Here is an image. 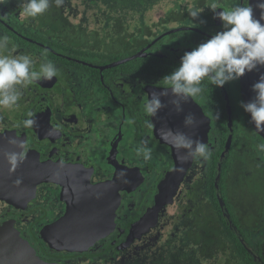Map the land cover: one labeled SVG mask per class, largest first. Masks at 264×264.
<instances>
[{"label": "flooded vegetation", "instance_id": "obj_1", "mask_svg": "<svg viewBox=\"0 0 264 264\" xmlns=\"http://www.w3.org/2000/svg\"><path fill=\"white\" fill-rule=\"evenodd\" d=\"M240 5L249 6L248 0H242ZM232 6L233 4L227 5L225 8L228 10ZM219 7L217 12L221 11ZM204 11V14L200 13V19L204 23L197 27H194L189 15L173 19L167 14L160 25H155L157 30L151 32L153 36L145 46L143 30L130 34L123 33L122 35H129L126 40L130 47L134 48L135 43L138 44L137 48L141 47L131 54L123 50L121 53L124 56L119 58L112 56L120 52L116 47L117 39L109 38L112 31L107 29L102 31L104 27L100 26L90 28L89 24H76L69 21L72 30L82 27L91 38L88 48L76 46L75 50L66 49L65 33L57 35L58 41L52 37H48L47 41L33 40L30 37V30L35 28V25L28 23L10 22V25H6L7 30L0 33L1 35L12 34L8 49L14 55L21 53L30 55L34 61L35 70H39L40 64L49 61L57 68V75L51 80H40L22 88V95L17 105L12 108H3V113L0 115V170L6 169L7 173H11V163L6 158V153H18L22 159H26L17 162L21 165L20 173L46 172L44 175L49 174L55 178L56 182L38 185L35 196L27 201L25 209H18L0 199V222L12 219L25 237L37 240L40 230L63 216L67 211L68 203L80 198L81 194L84 193V202L87 200L92 202L97 198V201L105 206H111L108 201L112 204V192L119 196L115 216L116 226L109 235L96 241L84 252L62 254L63 251L50 250L41 243L38 249L45 260L57 264L111 263L109 259L117 258L118 260L121 256L135 254L149 244L159 242L158 245L161 246V240H168L170 235L174 237L177 234L173 231L176 228L175 223L185 222L184 224H187L192 232L198 222L202 221L203 204L208 198L209 177L214 174L213 183L218 190H221L219 170L230 153L232 145L231 142L223 157L227 142L222 147L223 134L218 131L222 130L220 123L229 126L231 120L233 125V118H235L237 123L248 125L246 112L240 106V102L244 101L240 78L222 87L212 85L207 80L202 82V93L192 99L200 105L201 111L210 121L207 144L212 150L211 158L207 161L193 160L185 178L180 183L174 203L166 205L160 211L156 225L146 231L142 227L137 233L131 235L133 225L155 205L156 196L159 194V184L175 165L171 147L158 137V134L161 137L169 134L168 125L174 110L166 104L165 97H161V100L167 106L158 110L156 117H147L143 109L144 100L148 96L150 99L153 91L159 92L163 89L161 79L165 70L146 73L140 64L145 58L150 57L152 61L155 56L170 57L171 61L180 62V57L185 51H190L217 31H221L222 22L214 20L213 11L205 8ZM168 23H175L173 29H193L175 32L178 34L175 40H169V35H165L155 41L171 30L167 28ZM116 25L118 24H111L109 27L113 28ZM121 26L125 28L126 24ZM161 26L164 28L159 29ZM187 31L194 32L196 35H187L185 33ZM16 36L31 40L35 46L25 44ZM97 36L104 41L105 48H98L91 41L92 37ZM54 45L58 49L54 48ZM104 50H107L111 56ZM47 51L53 54H48ZM140 52L142 56L133 58L130 60L131 63L126 64V61L116 66H109ZM173 61L165 64L171 65ZM150 65H152L151 62ZM175 67L177 66H174L173 70ZM246 114L250 118L249 113ZM26 119L33 120V123L25 126ZM146 120H152L151 127L146 125ZM197 127L199 124H196L195 128ZM259 141L261 142L260 139ZM142 142L152 149L150 160H144L142 156L137 155V149ZM261 143H264L263 139ZM256 146L252 145L251 155H247L250 159L247 163L242 161L241 166L246 167L244 172L250 175V183L257 187V178L264 179L262 176L264 171H259L257 167L260 174L255 173L254 159L261 160L264 164V154ZM260 166L264 169L263 165ZM44 167L48 170L43 169ZM50 168L54 169L50 170ZM210 172H212L211 175ZM139 173L143 178L141 184L137 188L134 186L132 190L124 188H130ZM117 174L119 176L116 181L113 184L108 183ZM7 181L10 183L11 177ZM130 181H133L132 184L128 183ZM105 183L108 184L104 186ZM220 198L221 194L218 195L219 200ZM237 198L240 199L237 196L235 200ZM249 205L258 214L257 222L261 227L248 231L253 237L251 242H247L250 246L248 250L263 261V257L258 255L261 253L264 256V199L257 201L254 198ZM174 209L180 211L175 213ZM221 210L231 230L238 231L229 208L225 206ZM239 210L243 208H235L234 214L238 215ZM226 212L229 213L230 218ZM161 225L164 227L161 228ZM163 236L166 237L162 238ZM96 245L97 248L92 249ZM100 248L105 249L102 251L103 254H93ZM97 257L102 259L99 260Z\"/></svg>", "mask_w": 264, "mask_h": 264}, {"label": "trees", "instance_id": "obj_2", "mask_svg": "<svg viewBox=\"0 0 264 264\" xmlns=\"http://www.w3.org/2000/svg\"><path fill=\"white\" fill-rule=\"evenodd\" d=\"M72 1L73 0H63V3L57 6L55 0H51L49 9L43 15L34 19H25L21 15V4L23 0H8L7 3L0 5V33H3V30H7L6 25L9 22H17L19 24L28 23L30 25H35V28L30 30V37L35 41H47L48 37H52L58 41V36H60L61 33H65V47L67 50H75L76 46L88 48L90 46V34L88 35L87 31L82 27H79L77 30H72L69 25L70 20L65 14V11L74 10ZM164 1L172 3V7L169 9L170 11L168 14L170 18L177 19L179 16H187L188 10L193 7H203L209 10L210 8H208V5L210 3H216L217 7L220 6V8H225L227 5L231 4H233V6L236 5V3L241 4L242 0H82L83 4L86 6V11H89L91 8H104V10L100 11L105 13V24L100 25V27H104L102 31H106V29L112 31L109 38L117 39L116 47L120 52L113 54L112 56L114 58L124 56L122 54L123 50H127V54H131L138 51L141 47L137 48V43L134 44V48L130 47L126 40L129 35H122L123 33L130 34L137 30H143V45L145 46L147 44L153 34L151 33V27L145 22V16L149 11L153 10ZM235 1L236 3H234ZM204 13L205 11L202 14ZM133 14L139 16V20L141 21L139 26L134 25L135 27L123 28L121 25L126 24L125 21L127 18L131 17ZM113 22L118 25L110 28L109 25ZM126 26L130 25L126 24ZM185 33L188 35H196L191 31ZM177 35L176 33L169 35L168 39L175 40ZM16 37L27 45L30 44L35 46L32 44L31 40H25L19 36ZM91 41H93L94 45L98 48H105L104 41L100 39V37H92ZM54 48L58 49L55 45ZM104 51L111 56L107 50ZM10 53L9 49L0 50V54L10 55ZM47 53L53 54L51 51H47ZM149 58H145L140 64L146 73H156L158 70H165L163 75H166L173 70L174 66L179 65V61L174 62L173 60V64L166 65V62H172L170 57L155 56L152 61H150ZM131 62L132 61H127L126 64ZM150 62L152 65H150ZM218 115L220 116V114ZM245 115L248 119L247 126L237 123V120L233 118L231 150L222 168L219 170L221 176V190H218L213 183V179H215L214 174L209 177L210 180L207 187L208 198L203 204L204 209L202 211L204 213L202 215V221L198 222L197 227L192 232L188 225L184 224L185 222L183 224L175 223L177 234L174 237L170 235L167 242L161 245L160 253L154 257L151 264H264V256L261 253L258 255L263 257V261H260L258 257L248 250L250 246L247 244V242H251L253 238L248 231L251 229L257 230L261 227L257 222L258 214L250 208L249 204L253 202L254 198H256L257 201H262L264 199V179L260 177L257 178L256 187V185L250 183V175L244 172L246 171V167L241 166L242 161L247 163L248 159H250L247 155H251L252 145L256 146L260 144L262 139L264 141V138L254 131L255 129H253L250 118H248L246 113ZM220 124L222 130L218 131L223 134L221 136V143L222 147H224L231 133L230 126L227 124L224 125L223 123ZM262 153L264 154V152ZM215 169L218 170L217 166H215ZM211 174L212 172H210V175ZM220 194V200L222 199L224 201L223 206L218 199V195ZM237 196H239L240 199L237 198L235 200ZM225 206L229 208L234 224L238 227V231L236 232L231 230L226 218L223 216L221 209L225 208ZM240 207H242L243 210H239L240 212L238 215L234 214L235 208L239 209ZM151 208L149 209L150 212L148 216L150 218L148 221L154 222V212ZM226 211H228V209H226ZM141 228L142 227H139L133 230L132 235L141 230ZM146 230L147 228H145V231ZM42 249H44V246H42ZM63 253L66 252H62V254ZM57 255L60 254L57 253ZM116 259L117 258L109 259V261L113 263ZM127 264L140 263L139 260L135 259Z\"/></svg>", "mask_w": 264, "mask_h": 264}, {"label": "clouds", "instance_id": "obj_3", "mask_svg": "<svg viewBox=\"0 0 264 264\" xmlns=\"http://www.w3.org/2000/svg\"><path fill=\"white\" fill-rule=\"evenodd\" d=\"M7 2L8 0H0V5ZM50 3L51 0H23L21 15L25 19H34L43 15L49 9ZM55 3L60 6L63 0H55ZM248 5L236 3L228 10L219 7L221 11L218 12L216 3L208 5L214 13V20L222 22V30L217 31L190 51H185L180 57L179 65L162 77L161 86L164 91H153L151 98L149 99L148 96L144 100L143 109L147 117H156L158 110L167 106L162 102V96L171 95L170 103L177 112H180L183 110V103L202 93L203 81L207 80L212 85L222 87L228 82L238 80L246 71L251 72L258 66H264V14L255 15L254 8L250 6V0ZM259 7L264 9V0H260ZM203 11V7H193L188 10L194 27L204 23L200 19V13ZM7 25H10V22ZM9 43L7 36H0V50L8 49ZM12 50H15L14 45ZM56 75L57 68L50 61L40 64L39 70H35L34 61L28 54L13 55L12 52L10 55L0 54V115L3 113V108H12L17 105L22 95V88L40 80H51ZM252 91L255 93L254 97L248 102L241 101L240 106L250 114V122L254 123L255 129L264 133V73H261L257 82L252 85ZM32 123L31 119L24 121L25 126ZM145 123L149 127L152 126V120H146ZM183 123L185 127L193 125L195 115L188 113ZM168 131L172 132L174 146L186 150V158L197 161L201 159L207 161L211 158L212 150L207 143L194 139L184 132H173L171 129ZM256 147L260 152H264V143ZM137 155L142 156L144 160H150L152 149L142 142L137 149ZM6 158L13 166L18 162L17 153H6ZM12 206L25 209V204L24 207ZM11 232L30 243L40 259L50 262L42 257L38 249L42 243L53 250L41 239V230L38 239L33 240L24 236L14 220L0 222V237L8 241Z\"/></svg>", "mask_w": 264, "mask_h": 264}, {"label": "water", "instance_id": "obj_4", "mask_svg": "<svg viewBox=\"0 0 264 264\" xmlns=\"http://www.w3.org/2000/svg\"><path fill=\"white\" fill-rule=\"evenodd\" d=\"M259 3L260 0H250V6L254 8L255 15L257 16L264 14V9L259 7ZM183 29L193 28H180L165 32L155 41H158L167 34ZM139 56H142V52L124 60L114 62L109 66H116ZM261 73H264V66H258L257 69H254L251 72L246 71L245 74L240 77L241 94L245 102L250 101L254 97L255 93L252 91V85L257 82ZM160 91H164V89H161ZM163 97L167 98L166 104L169 108L174 110L170 117L168 128L173 132H184L194 139H199L202 142L207 143V133L210 130V121L201 111L200 105L191 98L188 102L182 104L183 110L177 112L174 106L170 103L172 99L171 95L162 96V98ZM190 112L195 115V123L191 126L185 127L183 123L184 118ZM196 124H199L197 129L195 128ZM229 126L231 133L227 142V150L230 147L233 136L231 120ZM252 126L255 129L254 123H252ZM255 131L264 138V133H260L256 129ZM158 137L171 147L176 165L171 172L167 173L166 178L159 184V194L156 196L155 205L151 208L154 212L155 221H148L150 218L148 216L150 211L148 210L143 218L135 224L133 230H136L139 227H145L148 229L153 225H156L160 211L166 205L174 203L180 183L183 181L188 169L192 165L193 159L186 158V150L174 146L172 132H169V134L163 138L158 134ZM18 160L25 161L26 159H22L21 155L18 154ZM43 165L47 166L46 164ZM10 167L11 173H7L6 169L0 170V198L17 207H24L19 205L18 202L26 204L31 197L35 196L36 186L39 183L50 180L55 181V178L49 174L44 175L46 172L39 174L20 173L19 167H21V165L18 163L15 166L11 164ZM43 169L48 170L45 167ZM52 169L54 168H50V170ZM118 176L119 174L108 183L113 184ZM9 177H11L10 183L7 181ZM135 179L136 181L134 184L131 183L133 181L128 182L132 184L130 188H124L128 190L134 189V186L137 188L143 180L142 175L139 173ZM108 183L103 185L105 186ZM83 194H81L80 198H76L73 202L68 203L67 211L63 216L56 221L45 225L41 229V239L46 242L51 249L58 252H84L92 247L96 241L109 235L115 229V216L116 209L119 205V196L115 192H112V204L108 201V204L111 206H105L99 203L97 198L92 202L91 200H87L89 202H84ZM61 199L63 200V197ZM220 203L222 206L224 205L222 199ZM101 209H106V211L102 212ZM9 234L8 241L0 237V264H57L40 259L35 248L30 243L20 238V236L14 232Z\"/></svg>", "mask_w": 264, "mask_h": 264}, {"label": "rangeland", "instance_id": "obj_5", "mask_svg": "<svg viewBox=\"0 0 264 264\" xmlns=\"http://www.w3.org/2000/svg\"><path fill=\"white\" fill-rule=\"evenodd\" d=\"M72 6H73L74 10L65 11V14L68 16L70 21H72L76 24H80V23L89 24L90 28H94L96 26H100V25L105 24L104 23L105 13L103 11H100V10H104V8H101V9H100V7L91 8V9H89V11H86L85 10L86 6L83 4L82 0H73ZM171 7H172L171 2L164 1V2H161L153 10L149 11L146 14L145 22L149 25V27H151V32H155L157 30V27H155V25H160L161 20L167 16L168 12L170 11L169 9ZM83 17H85L87 19V21H86V19L83 20L82 19ZM125 22L127 25H130V26H126V27H135L134 25L141 23V21L139 20V16H137L135 14H133L131 17H128ZM112 24H115V23L113 22ZM167 26H168L167 28H171V30L178 29V28L173 29V27H175V23H168ZM163 28H164V26H161L159 29H163ZM3 35L4 34H2V35L0 34V36H3ZM6 36L11 41L12 34L9 33V35H6ZM12 54H13V52H12ZM227 147L228 146H226L225 152L223 153V157H225V155L227 153ZM254 161L256 164L255 173L258 175L260 173H258L257 167H258L259 171L263 172L264 169H262V167L260 165L264 166V164H263V161L258 160V159H254ZM175 165H176V163H175ZM48 182H56V180L55 181H51V180L50 181H44V182L39 183L38 185H40L42 183H48ZM18 204L22 205V206L24 205L23 202H18ZM179 211L180 210L174 209L175 213L179 212ZM42 213H43V211H42ZM226 215L229 217V213L226 212ZM38 218H39V215H38ZM171 224H173V222H171ZM133 226H135V225H133ZM154 226L155 225H153L152 227H154ZM163 227H164V225H161V228H163ZM176 229L177 228L173 229L174 234H175ZM165 237L166 236H163L162 238H165ZM165 242H167V240H161V244H164ZM158 243L157 244L156 243L155 244H149L148 246L144 247L143 249H139L137 252H135V254L121 256L118 260L113 261V263H104V264H127V263L132 262L135 259L139 260L140 264H151L153 262L152 260L154 259V257L156 255H158L161 251V246L158 245ZM96 248H97V245L94 246L92 249H96ZM104 250H105L104 248H100L98 250H95L93 252V254H95V253L103 254L102 251H104ZM97 258L99 260L102 259L101 257H97Z\"/></svg>", "mask_w": 264, "mask_h": 264}]
</instances>
